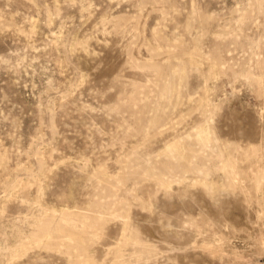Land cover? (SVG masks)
Here are the masks:
<instances>
[{
	"label": "rangeland",
	"instance_id": "obj_1",
	"mask_svg": "<svg viewBox=\"0 0 264 264\" xmlns=\"http://www.w3.org/2000/svg\"><path fill=\"white\" fill-rule=\"evenodd\" d=\"M0 264H264V0H0Z\"/></svg>",
	"mask_w": 264,
	"mask_h": 264
}]
</instances>
